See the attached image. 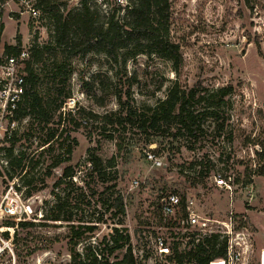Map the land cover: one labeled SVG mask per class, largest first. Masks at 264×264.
<instances>
[{
	"label": "rangeland",
	"instance_id": "1",
	"mask_svg": "<svg viewBox=\"0 0 264 264\" xmlns=\"http://www.w3.org/2000/svg\"><path fill=\"white\" fill-rule=\"evenodd\" d=\"M57 2L61 10H75L81 4V0ZM127 2L90 0L88 4L105 19L119 6L121 9L115 15L122 18ZM169 3L168 36L178 43L182 54L176 71L168 60L156 55L128 54L125 61L114 63L103 54L91 52L67 61L70 75L62 82L52 73L54 64L62 57L61 53L54 54L60 51L58 48L44 53L43 60L34 65L38 74L35 89L51 108V117L44 124L36 116L30 129L27 116L12 142L0 141V195L9 182L15 188L21 182L20 175L2 163V160L7 162L8 154L24 152L28 159L34 156L40 160L33 183L39 189L29 196L25 187L18 190L21 197L29 198L34 219L28 221L34 225L15 229L13 257L11 253L4 254L0 264H68V225L42 218L54 201L53 190L63 194L64 185L53 189V183L67 164L75 171L72 178L75 185L70 191L75 196L79 193L81 178L89 186L85 190L87 196L73 210L74 217L98 226L96 234L79 242L76 248L82 250L110 231L114 222L109 206L111 196L109 192L103 194L104 185L88 170V152L98 154L105 161L114 159V167L107 168L111 180L107 184L115 182L116 192L123 196V223L137 256L150 255L151 241L158 233L170 245L182 248L180 242L184 241L177 233V226L159 208V198L172 192L182 200L192 197L199 215L209 218L214 229H224L219 222H226L231 216L235 230L246 232L249 238L248 251L241 253L237 264H260L259 252L264 246V0H169ZM2 21L0 48L5 43L15 44L17 36L21 47L26 46L29 52L33 46L50 44L51 22L45 10H41L38 19H32L27 14L4 9ZM173 82L183 89L199 85L212 91L231 86L232 91L219 107L217 118L200 119L202 131L196 136L182 130L181 135L174 137L165 127L143 130L138 127V116L134 122L101 120L103 114L111 112L125 117L128 106L137 114L147 112L148 107L165 98ZM61 100V107L56 109ZM201 106L197 104L200 110ZM69 111L81 123L79 126L68 121ZM79 112H91L97 117L79 118ZM48 128H57L58 137L52 143V150L39 154L46 148L42 139ZM27 131H31L29 136H25ZM66 132L70 136L67 142L72 145L69 155L65 151L66 143L58 145ZM147 151L161 159L162 165L149 162ZM66 156L68 160H64ZM55 158L63 161L45 176L43 167L52 164ZM205 159L211 161L210 170L203 180H198L199 166L188 165ZM217 174L234 180L232 195L215 184ZM192 177L197 180L191 181ZM91 188L96 191L91 193ZM218 241L226 246V238ZM149 262L147 259L144 264Z\"/></svg>",
	"mask_w": 264,
	"mask_h": 264
},
{
	"label": "trees",
	"instance_id": "2",
	"mask_svg": "<svg viewBox=\"0 0 264 264\" xmlns=\"http://www.w3.org/2000/svg\"><path fill=\"white\" fill-rule=\"evenodd\" d=\"M88 1L81 0L80 7L75 10H61L57 0H40L38 7L47 11L51 29L49 31V43L44 46H33L30 50L28 60L26 61V88L23 96V103L19 109L20 117L28 116L29 127H33V118L39 116L44 124H47L51 117V108L45 105L43 97H41L35 89L38 80V74L35 72L34 65L43 60L42 56L47 51H53L55 48L60 50L54 54L61 53L62 57L58 63L52 68L55 78H59L62 82L69 78L70 70L67 61L74 57H84L88 53H99L107 57L111 62L117 63L125 58L128 54L145 53L147 55H156L160 58L168 60L173 70H177L181 64L182 54L178 43L172 41L169 36L168 23L171 15L169 0H128L123 7L124 14L122 18L115 15L117 9L105 19H102L97 10L92 9ZM3 30V23L0 24V33ZM54 45L53 47L51 46ZM21 49V39L17 36L15 44L3 45V50L8 53L16 54ZM231 86H222L212 91H208L202 86L194 85L188 89H183L173 82L169 86L165 98L158 100L153 106L147 108V112L137 114L128 106L125 110V117L111 112L105 113L100 118L102 121H110L113 119L118 123H122V119L128 122H134V117L138 116V127L146 130L148 128L158 129L165 127L170 129L174 137L181 135V131L189 136H196L197 132H201L200 119L206 117L217 118L219 107L225 103V97L231 93ZM58 95L61 94V88L57 90ZM63 100L55 105V108L61 107ZM201 104V110L197 107ZM71 111L68 112V121H73L75 126L81 123L71 117ZM61 117V115H60ZM79 118H94L96 114L91 112H79ZM40 120V121H41ZM43 130V129H40ZM57 128H48L45 138L42 139V145H46L44 151L39 154L53 149V142L58 136ZM31 131H27L25 136H29ZM56 136V137H55ZM69 133L66 132L62 142L58 145L62 146L66 143L65 151L69 155L72 151ZM14 139H10L12 142ZM71 140H74L72 138ZM69 156L64 160H68ZM63 161L55 158L49 166L43 167L44 175H50L52 169L59 166ZM87 162L88 170L97 177L103 186L102 192L110 193L112 208L111 218L114 221L110 231L104 234L97 242H91L83 247L82 250L76 248L77 244L96 234L97 224L83 220L82 217H74L73 210L79 206L87 196L86 189L89 187L88 182L81 178L83 184L79 186V193L73 194L70 187L75 185L72 178L75 175L73 167L69 164L62 168L59 176L53 183V189L62 186L63 194L53 190V203L48 212L42 215V218L51 221L66 222L68 225L67 246L70 255L68 264H144L142 260L136 258L132 252L130 243V234L124 226L123 217L125 216V204L123 196L116 192V183H109L107 168H113L114 159L103 160L98 154L88 152ZM209 159L191 161L189 168L199 166L197 179L203 180L209 172ZM40 164L39 158L28 157L24 152L17 155L8 154L7 168L20 175V184L17 186L19 190L25 187L26 196L32 194L39 188L35 187L36 169ZM8 171L9 178L12 174ZM184 170H180V173ZM192 177L191 181L197 180ZM42 181V180H41ZM185 182V181H184ZM183 182V184H184ZM250 181L248 180L249 183ZM186 183V182H185ZM186 187V185H184ZM89 189V188H88ZM92 190V191H91ZM91 193L94 190L91 188ZM74 195V196H72ZM108 201V200H107ZM115 219V220H114ZM12 222H7L11 224ZM17 228H27L34 223L28 220H21L17 224ZM17 241V233H14V243ZM219 243L218 247L216 244ZM176 251V244L172 246ZM209 248V249H208ZM122 251L121 254L117 252ZM225 247L223 242L218 241V235H212L205 242H199L193 248L185 251L184 254L178 255L193 260L198 264H207V262L216 256L224 254ZM147 254L143 256L147 258ZM216 264V262H212Z\"/></svg>",
	"mask_w": 264,
	"mask_h": 264
},
{
	"label": "built area",
	"instance_id": "3",
	"mask_svg": "<svg viewBox=\"0 0 264 264\" xmlns=\"http://www.w3.org/2000/svg\"><path fill=\"white\" fill-rule=\"evenodd\" d=\"M40 0H0V24L2 14L5 10L9 13L27 14L32 19H38L41 15V8L38 7ZM29 57V50L22 46L16 54L8 53L0 48V141L14 139L20 126L26 121L27 116L20 117L19 109L23 103V96L26 88V61ZM146 159L154 166L162 165L153 152L147 151ZM6 165L7 162L2 160ZM214 181L220 188L228 190L233 194L234 180L228 176L217 174ZM135 184L137 180L133 181ZM18 185V184H17ZM29 198L21 197V193L15 188L13 182H9L4 194L0 195V259L4 254L11 253L13 257L12 243L14 241L15 229L21 220L34 219V213L29 203ZM159 208L163 216H166L171 223L177 226V233L184 241L182 248H172L161 234L153 237L152 250L146 259L140 254L137 256L132 248L134 256L143 261H151L147 264H198L186 257L184 254L199 242H205L212 235H218L219 239L226 238L224 254L211 258L207 264H237L241 259V253H246L249 248V238L243 231L235 230V222L230 216L226 222H219L225 228L218 230L211 225L210 219L200 216L192 197L182 200L176 193H167L159 198ZM2 220V221H1ZM14 221V222H13ZM7 222H12L7 224ZM9 232V233H8ZM245 233V234H244ZM247 236V237H246ZM240 239V240H239ZM242 251V252H241ZM178 253V255L176 254ZM152 257V260L151 258ZM264 248L259 252V263L263 264ZM13 264V263H12Z\"/></svg>",
	"mask_w": 264,
	"mask_h": 264
},
{
	"label": "crops",
	"instance_id": "4",
	"mask_svg": "<svg viewBox=\"0 0 264 264\" xmlns=\"http://www.w3.org/2000/svg\"><path fill=\"white\" fill-rule=\"evenodd\" d=\"M261 248H264V246H262Z\"/></svg>",
	"mask_w": 264,
	"mask_h": 264
}]
</instances>
